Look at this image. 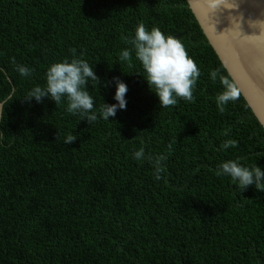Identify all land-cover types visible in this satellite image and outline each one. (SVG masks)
<instances>
[{
    "label": "trees",
    "instance_id": "16d2710c",
    "mask_svg": "<svg viewBox=\"0 0 264 264\" xmlns=\"http://www.w3.org/2000/svg\"><path fill=\"white\" fill-rule=\"evenodd\" d=\"M189 6L0 0V264H264V191L218 174L226 160L264 168V127L242 93L217 108L219 77L233 79ZM138 24L185 44L201 70L193 101L161 108L134 53L120 60ZM73 57L110 82L89 85L97 111L115 103L116 77L129 85L127 110L90 124L66 99L25 98ZM227 139L237 143L224 150ZM141 147L167 155L162 179L133 158Z\"/></svg>",
    "mask_w": 264,
    "mask_h": 264
},
{
    "label": "clouds",
    "instance_id": "9594fccd",
    "mask_svg": "<svg viewBox=\"0 0 264 264\" xmlns=\"http://www.w3.org/2000/svg\"><path fill=\"white\" fill-rule=\"evenodd\" d=\"M130 48L123 50L120 60L131 63L132 54L142 65L143 72L140 73L146 79L150 90L153 91L159 101L161 108H168L178 104L179 100L193 101V89L201 75V70L195 60L189 55L185 44L181 39L173 35H168L159 27L150 30L144 24H138L134 36L126 41ZM17 71L25 77L32 74V69L27 66L17 65ZM218 72H211V79L216 80ZM220 83L223 90L215 97V103L220 112L225 111V106L229 102L239 99L241 92L236 82L227 76H220ZM108 81H103L99 77L90 63L78 57L65 58L52 63L46 70V87L39 86L33 88L25 98L31 102L43 103L46 98L55 101L56 104L67 101V112L73 116H80L90 124L98 118L105 121L116 117L118 111L127 110V93L129 85L119 77L114 78L115 103L104 102L97 111L95 108V98L90 94L89 85L109 87ZM230 129L224 131L228 136ZM2 135V134H0ZM76 140L73 136H68L65 140L71 144ZM237 143L234 139H227L221 144V148L227 150ZM133 158L137 161L148 159L155 169L157 180L162 179L161 173L165 171L167 155L159 154L146 155L141 147L133 153ZM219 175H226L233 183L246 190L250 186L264 191V168L258 164L255 166H245L240 159L226 160L219 165Z\"/></svg>",
    "mask_w": 264,
    "mask_h": 264
},
{
    "label": "water",
    "instance_id": "95a60500",
    "mask_svg": "<svg viewBox=\"0 0 264 264\" xmlns=\"http://www.w3.org/2000/svg\"><path fill=\"white\" fill-rule=\"evenodd\" d=\"M187 2L264 127V0Z\"/></svg>",
    "mask_w": 264,
    "mask_h": 264
}]
</instances>
